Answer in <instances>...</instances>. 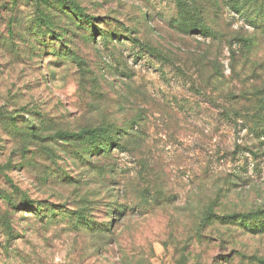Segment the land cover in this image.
I'll use <instances>...</instances> for the list:
<instances>
[{"label": "rangeland", "instance_id": "1", "mask_svg": "<svg viewBox=\"0 0 264 264\" xmlns=\"http://www.w3.org/2000/svg\"><path fill=\"white\" fill-rule=\"evenodd\" d=\"M228 4L0 0V264H264V29Z\"/></svg>", "mask_w": 264, "mask_h": 264}, {"label": "trees", "instance_id": "2", "mask_svg": "<svg viewBox=\"0 0 264 264\" xmlns=\"http://www.w3.org/2000/svg\"><path fill=\"white\" fill-rule=\"evenodd\" d=\"M228 1L229 4L231 3L233 5V9L236 13H238L246 23L253 27L254 29L261 30L264 29V18L262 19H254L253 14L251 13L252 8L259 5V3L264 2V0H225ZM228 4V5H229ZM254 5V6H253ZM185 14L191 16V19L193 20V23L190 24L189 30L184 29L183 31L186 33H194L199 32L201 36L204 38H214V32L212 29L207 28L202 23V17L200 16V11L196 4L191 3L189 9H185ZM82 9H77L76 14L80 16L83 15ZM187 27V28H188ZM100 37H106V35H101ZM235 43L239 45V47H242L245 43L244 38H236ZM247 44V43H246ZM141 49H143L146 53L152 55L155 59L160 60L161 62H164L165 59L156 52L152 47L149 45H143L141 44L139 46ZM264 133V129L256 130V133ZM62 137H65L66 139H69L71 141H78V142H84L87 146H90L94 148L93 151L99 150L98 144L104 143V142H111L112 145H116V149L122 148L120 145L114 143V139H116L114 136L110 135L109 130H105L103 128H84L81 131L77 133L73 132H67L62 134ZM239 217L238 220L242 221V225L245 229H248V231L252 233H263L264 232V217L262 216V212H259L257 214H249V215H237Z\"/></svg>", "mask_w": 264, "mask_h": 264}]
</instances>
